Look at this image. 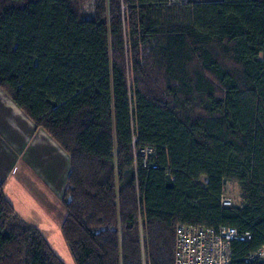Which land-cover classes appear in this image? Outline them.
Listing matches in <instances>:
<instances>
[{
    "label": "trees",
    "instance_id": "1",
    "mask_svg": "<svg viewBox=\"0 0 264 264\" xmlns=\"http://www.w3.org/2000/svg\"><path fill=\"white\" fill-rule=\"evenodd\" d=\"M193 6L0 0V89L69 158L76 264H175L179 225L250 233L235 264L264 245V0ZM0 264H65L2 181Z\"/></svg>",
    "mask_w": 264,
    "mask_h": 264
},
{
    "label": "crops",
    "instance_id": "2",
    "mask_svg": "<svg viewBox=\"0 0 264 264\" xmlns=\"http://www.w3.org/2000/svg\"><path fill=\"white\" fill-rule=\"evenodd\" d=\"M17 111L24 119L17 116ZM16 127L20 131L25 130L24 134ZM68 172L69 158L65 152L45 131L37 129L0 89V181L4 182L5 194L19 215L24 219L22 209H26L31 218L27 222L41 230L42 226H47L56 211L50 213L45 210L46 215L40 214L32 201H40V192H44L47 200L40 203L44 209L46 204L52 205L55 198L61 204ZM13 180L26 191L24 203L20 195H9V182ZM56 210L62 211L65 219L66 211L62 204Z\"/></svg>",
    "mask_w": 264,
    "mask_h": 264
},
{
    "label": "built area",
    "instance_id": "3",
    "mask_svg": "<svg viewBox=\"0 0 264 264\" xmlns=\"http://www.w3.org/2000/svg\"><path fill=\"white\" fill-rule=\"evenodd\" d=\"M154 149L141 151L142 156L153 155ZM225 207L234 206L231 197L223 195ZM250 233L241 234L236 228L218 229L203 226L179 225L176 229L175 264H235L233 245L248 242ZM245 264H264V245L244 259Z\"/></svg>",
    "mask_w": 264,
    "mask_h": 264
},
{
    "label": "rangeland",
    "instance_id": "4",
    "mask_svg": "<svg viewBox=\"0 0 264 264\" xmlns=\"http://www.w3.org/2000/svg\"><path fill=\"white\" fill-rule=\"evenodd\" d=\"M218 1H222V0H168V7L169 8L170 7H172V8L176 7V8H179L180 10H182V9H185L186 7H194L193 5H195V4L214 3V2H218ZM177 18L182 23L187 22L185 12L178 14ZM16 114L19 118H23L22 114L19 111H17ZM18 132H21V134H24L25 130H21V131L19 130ZM7 145L10 147V143L7 142ZM9 184H10V187L8 189L9 195H12V194L13 195H20L21 202L24 203L26 201V191L23 188H21L18 185L19 183H17V181H15V180L11 181V183L9 182ZM226 194L233 199L235 206L239 207L241 205V197H240L241 192H240V188L236 182H230L227 185ZM44 195H45L44 192H43V194L40 192V196L38 197V199H41V200L38 201L35 199L34 201H32V203L36 209V212H38L40 214H44V215H46L45 210L49 211L50 213L55 212V211L56 212H55V215L53 217V220H51L47 226H42V233L46 237V239H47L48 243L50 244L54 253L63 261V263H65V264H76L72 254H71L70 248H69L68 244L66 243V241L63 237V234H62L61 226H62V223L64 221V216H63L64 213L62 211L59 213L56 210V208L60 207L61 204L59 202H57V200L55 198L52 205L48 206L46 204L45 209H44L43 206L40 204L42 202L45 203L47 200V198H45ZM13 198H15V197H13ZM27 211L28 210H26V209H22V214L25 217L24 219L26 221L31 219L30 215H27ZM29 214H31V212H29ZM46 222H47V220H46Z\"/></svg>",
    "mask_w": 264,
    "mask_h": 264
}]
</instances>
